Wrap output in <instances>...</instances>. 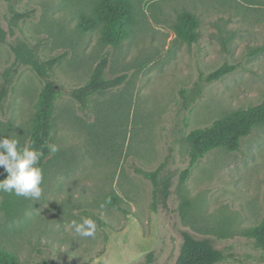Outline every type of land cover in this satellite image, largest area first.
Wrapping results in <instances>:
<instances>
[{"label":"rangeland","instance_id":"1","mask_svg":"<svg viewBox=\"0 0 264 264\" xmlns=\"http://www.w3.org/2000/svg\"><path fill=\"white\" fill-rule=\"evenodd\" d=\"M101 0H0V87L3 73L21 65L0 109V134L28 144L44 82L28 65L40 43L42 59L65 54L52 73L59 95L52 144L39 200L0 193V246L22 264H175L187 231L264 264L248 237L264 217V124L236 151L208 152L192 168L188 134L264 101V0H129L136 22L128 38L109 44L99 29L79 22ZM183 10L200 18L196 43L179 40ZM33 11L27 19L16 13ZM106 59L104 77L117 86L92 94L86 108L71 92ZM236 69L203 86L200 74L223 64ZM178 172L170 209L155 202V182ZM0 179L6 177L0 169ZM119 198L123 210L108 199ZM96 221L80 237L72 221Z\"/></svg>","mask_w":264,"mask_h":264},{"label":"trees","instance_id":"2","mask_svg":"<svg viewBox=\"0 0 264 264\" xmlns=\"http://www.w3.org/2000/svg\"><path fill=\"white\" fill-rule=\"evenodd\" d=\"M32 15L33 11H26L16 13L15 17L16 19H27ZM135 22L136 13L129 0H101L94 12L82 16L78 28L82 33L99 29L100 37L104 42L120 44L129 37ZM173 28L179 40L188 44L196 43L200 37V18L192 11L183 10L178 14ZM40 46V43L33 46L36 58L28 61V65L44 82L33 117L28 144L43 151L44 155L40 161V166L43 167L51 155L45 144L46 142L52 144V130L55 121L54 105L59 95L57 82L53 79L52 73L55 66L66 55L61 54L42 59L39 55ZM263 49L264 47L258 48L256 53ZM106 61L104 58L97 65L89 81L81 87L72 90V97L80 103L82 108L87 107L88 98L92 94L117 86L124 81L125 75L115 80H107L104 77ZM20 67L21 65H17L3 73V82L0 87V109L8 97ZM235 69V65L225 63L207 75L201 73L196 83V93L192 98V102H195L201 96L205 84L217 81ZM263 124L264 101L216 119L211 125L192 130L188 134L191 146V160L188 168L183 172L184 179L188 178L192 168L208 152L217 148H224L230 151L238 150L242 139L251 135L257 126ZM177 175L178 172L176 170L167 169L159 180L155 182V202L164 210L170 209L169 202L172 196V187ZM108 199L113 206L123 210L119 198L110 194ZM90 216L93 220L101 221V218L95 215ZM182 237L180 253L175 264H219L223 262L242 263L245 261L243 256L235 253L230 246L218 249L210 238H198L187 231L182 232ZM248 237L252 240L254 249L260 252L261 259L264 261V217L259 224L250 228ZM153 261L154 255L151 253L147 255L144 264H151ZM0 264L22 263L18 253L0 246Z\"/></svg>","mask_w":264,"mask_h":264},{"label":"clouds","instance_id":"3","mask_svg":"<svg viewBox=\"0 0 264 264\" xmlns=\"http://www.w3.org/2000/svg\"><path fill=\"white\" fill-rule=\"evenodd\" d=\"M45 146L52 153L59 150L55 144L46 142ZM43 155L41 149L27 143L21 145L17 138L0 134V169L7 173L0 179V193L39 200L43 191V169L40 166ZM72 228L80 237H94L97 224L91 218L82 217L79 223L72 221Z\"/></svg>","mask_w":264,"mask_h":264}]
</instances>
